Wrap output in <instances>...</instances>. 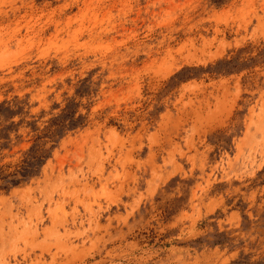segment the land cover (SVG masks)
I'll return each instance as SVG.
<instances>
[{"label": "rangeland", "instance_id": "rangeland-1", "mask_svg": "<svg viewBox=\"0 0 264 264\" xmlns=\"http://www.w3.org/2000/svg\"><path fill=\"white\" fill-rule=\"evenodd\" d=\"M4 99L82 123L0 191V264H264V0H0Z\"/></svg>", "mask_w": 264, "mask_h": 264}, {"label": "trees", "instance_id": "trees-1", "mask_svg": "<svg viewBox=\"0 0 264 264\" xmlns=\"http://www.w3.org/2000/svg\"><path fill=\"white\" fill-rule=\"evenodd\" d=\"M20 102L14 100H2L0 102V191L28 181L36 176L51 154L52 145L49 141L57 140L66 130L81 125V116H75V112L69 107H64L57 115L47 120H41L40 116H31L26 120V112H23ZM18 117L17 120H14ZM21 128H27L25 135L20 133ZM28 143L27 147L13 151L14 146ZM18 156L13 160L14 156ZM10 158L6 160V158Z\"/></svg>", "mask_w": 264, "mask_h": 264}]
</instances>
